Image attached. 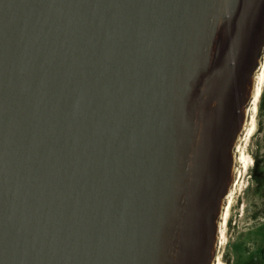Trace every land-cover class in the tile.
I'll use <instances>...</instances> for the list:
<instances>
[{"label":"water","instance_id":"obj_1","mask_svg":"<svg viewBox=\"0 0 264 264\" xmlns=\"http://www.w3.org/2000/svg\"><path fill=\"white\" fill-rule=\"evenodd\" d=\"M263 71L264 0H0V264H215Z\"/></svg>","mask_w":264,"mask_h":264},{"label":"rangeland","instance_id":"obj_2","mask_svg":"<svg viewBox=\"0 0 264 264\" xmlns=\"http://www.w3.org/2000/svg\"><path fill=\"white\" fill-rule=\"evenodd\" d=\"M263 92L264 82L260 94ZM262 100L264 104V96H259L254 101L250 131L239 149L241 175L230 195L231 204L221 228L215 264H241L250 255L258 253L264 245V240L257 232L258 228L264 226V106L260 108ZM255 168L257 171L254 174Z\"/></svg>","mask_w":264,"mask_h":264},{"label":"flooded vegetation","instance_id":"obj_3","mask_svg":"<svg viewBox=\"0 0 264 264\" xmlns=\"http://www.w3.org/2000/svg\"><path fill=\"white\" fill-rule=\"evenodd\" d=\"M263 82H264V80H263ZM259 96L263 97L264 92L262 94H260ZM263 106H264V104H263V100H262L260 108L262 109ZM255 167H256V165H255ZM256 171H257V169L254 171V174L256 173ZM262 174H264V173H262ZM260 175H261V173H260ZM260 179H261V177H260ZM257 232L260 234V237L264 240V238H263L264 237V226L262 228H258ZM258 253L254 254V255H250L246 259V261L244 260L241 264H264V245L258 250Z\"/></svg>","mask_w":264,"mask_h":264},{"label":"bare ground","instance_id":"obj_4","mask_svg":"<svg viewBox=\"0 0 264 264\" xmlns=\"http://www.w3.org/2000/svg\"><path fill=\"white\" fill-rule=\"evenodd\" d=\"M263 76H264V74H262ZM261 75V78L263 79V76ZM262 79H261V81H262ZM260 93H261V86H259V88H257V90H256V95L258 94V96L260 95ZM241 160V159H240ZM245 164V163H244ZM218 262V261H217ZM220 262V261H219Z\"/></svg>","mask_w":264,"mask_h":264}]
</instances>
